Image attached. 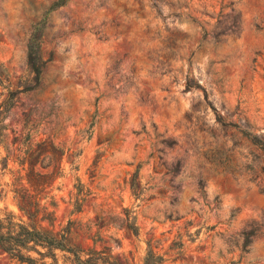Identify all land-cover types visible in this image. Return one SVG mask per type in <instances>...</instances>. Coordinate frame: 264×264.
<instances>
[{
  "label": "rangeland",
  "instance_id": "rangeland-1",
  "mask_svg": "<svg viewBox=\"0 0 264 264\" xmlns=\"http://www.w3.org/2000/svg\"><path fill=\"white\" fill-rule=\"evenodd\" d=\"M57 1L0 0V104L34 87L1 118L0 210L44 186L122 264H264V0Z\"/></svg>",
  "mask_w": 264,
  "mask_h": 264
},
{
  "label": "trees",
  "instance_id": "trees-1",
  "mask_svg": "<svg viewBox=\"0 0 264 264\" xmlns=\"http://www.w3.org/2000/svg\"><path fill=\"white\" fill-rule=\"evenodd\" d=\"M68 0H58L49 10L53 12L66 5ZM46 14V18L48 14ZM46 20L36 24L28 43V66L37 85L45 66L42 57V34ZM6 69L0 64V80ZM29 87L24 91L32 90ZM24 91H10L0 104V123L3 116L14 106L17 95ZM1 145V141H0ZM34 167V165H31ZM32 171V169H31ZM33 186V185H32ZM30 189H14V200L26 219L18 218L12 212L0 210V250L16 264H122L108 248L97 250L84 248L73 239V223L56 229V208L54 198L45 193L44 186ZM82 204L77 205L80 211ZM164 258L155 255L151 249L144 264H161Z\"/></svg>",
  "mask_w": 264,
  "mask_h": 264
}]
</instances>
